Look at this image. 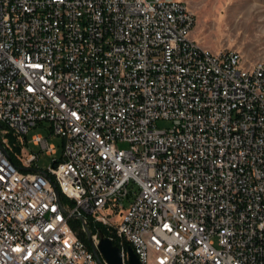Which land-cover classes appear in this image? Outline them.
I'll return each instance as SVG.
<instances>
[{
    "label": "built area",
    "instance_id": "obj_1",
    "mask_svg": "<svg viewBox=\"0 0 264 264\" xmlns=\"http://www.w3.org/2000/svg\"><path fill=\"white\" fill-rule=\"evenodd\" d=\"M195 25L185 0H0V264H109L101 225L123 264L127 246L264 264V56L213 51ZM38 126L63 139L45 171ZM48 138L31 142L56 155Z\"/></svg>",
    "mask_w": 264,
    "mask_h": 264
},
{
    "label": "rangeland",
    "instance_id": "obj_2",
    "mask_svg": "<svg viewBox=\"0 0 264 264\" xmlns=\"http://www.w3.org/2000/svg\"><path fill=\"white\" fill-rule=\"evenodd\" d=\"M195 14L196 25L192 31L199 43L211 48L213 51L223 49H237L244 56L248 64L264 56V0H185ZM45 122V125H48ZM158 128H169L171 120L159 119ZM43 133L57 148L56 155H48L40 146L31 142L32 136ZM10 140V136H7ZM27 149L38 154L35 166L42 171L49 169L54 160L61 159L63 155V139L58 135H50L49 131L38 126L32 128L27 135ZM14 147V143H12ZM127 148V143H119ZM12 154L17 157L18 152L12 148ZM127 199L125 205H129ZM80 225V222L79 224Z\"/></svg>",
    "mask_w": 264,
    "mask_h": 264
},
{
    "label": "water",
    "instance_id": "obj_3",
    "mask_svg": "<svg viewBox=\"0 0 264 264\" xmlns=\"http://www.w3.org/2000/svg\"><path fill=\"white\" fill-rule=\"evenodd\" d=\"M0 144H1V139H0ZM22 169L25 171L30 170L28 168H22ZM99 237H100L99 250L103 254V256L107 259L108 263L109 264H123L121 248L115 245L113 240L105 236L103 232L99 234ZM88 239H89V243L92 249L94 250L96 256H99V252L97 248L95 247V244L91 237V233L89 231H88ZM127 253L129 256L128 258L129 264H142L132 246H127Z\"/></svg>",
    "mask_w": 264,
    "mask_h": 264
},
{
    "label": "trees",
    "instance_id": "obj_4",
    "mask_svg": "<svg viewBox=\"0 0 264 264\" xmlns=\"http://www.w3.org/2000/svg\"><path fill=\"white\" fill-rule=\"evenodd\" d=\"M2 129H5V127H1L0 126V134H1V130ZM9 136H10V142H12V143H14L15 142V138L12 136V134H8ZM1 136V135H0ZM13 149L15 150V151H17V152H19L20 151V147L19 146H17V145H15L14 144V147H13ZM12 155V157H15L13 154H11ZM61 196H62V199L64 200V199H66V197L63 195V194H61ZM72 224H73V226L74 227H78V224H79V222L78 221H76V220H74V221H72ZM89 229L92 231V232H95V230L93 229V225H92V223H91V221H90V223H89ZM99 230L101 231V232H103L105 235H108L109 233H108V231H107V229L103 226V225H101L100 227H99ZM83 237H84V239L86 240V237L83 235Z\"/></svg>",
    "mask_w": 264,
    "mask_h": 264
}]
</instances>
